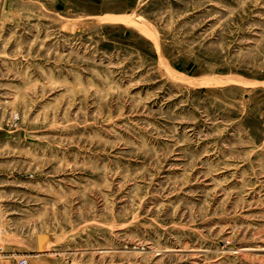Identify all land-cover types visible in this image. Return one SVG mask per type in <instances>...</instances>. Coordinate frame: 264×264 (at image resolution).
Listing matches in <instances>:
<instances>
[{
    "label": "rangeland",
    "instance_id": "1",
    "mask_svg": "<svg viewBox=\"0 0 264 264\" xmlns=\"http://www.w3.org/2000/svg\"><path fill=\"white\" fill-rule=\"evenodd\" d=\"M231 76L253 85L180 78ZM19 257L264 264V0H0V264Z\"/></svg>",
    "mask_w": 264,
    "mask_h": 264
},
{
    "label": "bare ground",
    "instance_id": "2",
    "mask_svg": "<svg viewBox=\"0 0 264 264\" xmlns=\"http://www.w3.org/2000/svg\"><path fill=\"white\" fill-rule=\"evenodd\" d=\"M132 17V16H131ZM115 18V17H114ZM110 19H112V18H110ZM107 20V19H106ZM105 20V21H106ZM114 21H124V22H126V23H133L134 21L130 18V17H120V18H115V19H113ZM108 21V20H107ZM133 25V24H132ZM136 25V24H135ZM142 25V24H141ZM139 25H137V27H138ZM141 27V26H140ZM144 28V27H143ZM143 28H142V30H143ZM141 30V31H142ZM181 78V80H182V82L184 81V82H186V83H189V85L191 84V86L192 85H196V86H198V85H200V87L201 86H220V85H228V84H230V83H237V84H243V85H245V86H251V85H253V83H251V82H249V81H247V80H244V79H241V78H238V77H227V78H225V77H216V78H210V79H207L206 78V80H204V81H200V82H198V81H195V80H193V79H191V78H182V77H180ZM179 78V79H180ZM201 80H203V79H201Z\"/></svg>",
    "mask_w": 264,
    "mask_h": 264
},
{
    "label": "built area",
    "instance_id": "3",
    "mask_svg": "<svg viewBox=\"0 0 264 264\" xmlns=\"http://www.w3.org/2000/svg\"><path fill=\"white\" fill-rule=\"evenodd\" d=\"M16 264H30V262L26 257H19Z\"/></svg>",
    "mask_w": 264,
    "mask_h": 264
}]
</instances>
